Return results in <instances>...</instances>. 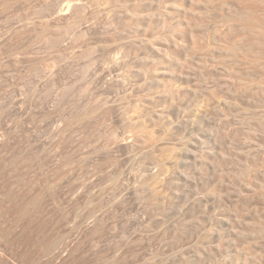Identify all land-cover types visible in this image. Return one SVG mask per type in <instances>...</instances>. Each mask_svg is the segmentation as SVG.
Here are the masks:
<instances>
[{"label":"rangeland","instance_id":"rangeland-1","mask_svg":"<svg viewBox=\"0 0 264 264\" xmlns=\"http://www.w3.org/2000/svg\"><path fill=\"white\" fill-rule=\"evenodd\" d=\"M0 264H264V0H0Z\"/></svg>","mask_w":264,"mask_h":264}]
</instances>
